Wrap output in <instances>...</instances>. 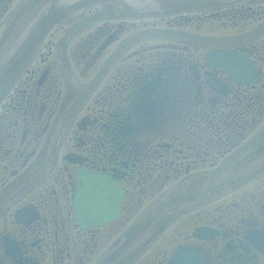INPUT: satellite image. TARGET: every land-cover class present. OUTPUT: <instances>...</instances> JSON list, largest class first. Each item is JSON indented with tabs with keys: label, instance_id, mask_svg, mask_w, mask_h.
Segmentation results:
<instances>
[{
	"label": "flooded vegetation",
	"instance_id": "1",
	"mask_svg": "<svg viewBox=\"0 0 264 264\" xmlns=\"http://www.w3.org/2000/svg\"><path fill=\"white\" fill-rule=\"evenodd\" d=\"M22 1L0 0V21L14 9L15 4ZM35 1L29 0L22 8L27 4L32 7ZM38 1L42 3V10L58 0ZM251 2L207 14L142 18L135 14L146 7L147 0H127V4L123 0L124 4L93 5L82 14L55 26L23 82L17 85L0 107V111L4 109L0 112V201L32 177L40 168L41 161L46 159L44 150L49 135L45 136V142L42 143L47 129L46 125L42 126V115L51 116L52 109L56 113V107L61 106V96H57L61 94L62 80L64 83L66 79L68 90L74 91L73 83L69 80L73 74L68 67L61 75L60 68L65 67L61 62L45 60L42 62L44 65H41L42 56H50L57 44L62 43L63 55L66 57L62 62L64 64H68V60L74 64L75 54L85 48L82 58H88L89 61L84 63L79 73L76 70V77L78 80L84 73L90 81L128 32L135 28L133 19L167 21L165 25L157 26L155 23L142 30L181 29L192 32L181 25L190 27L191 22L197 20L196 25L200 27L201 21L207 23L211 18L226 15L244 19L245 23L238 33L230 34L241 35L264 22V1L258 4ZM30 9L17 21L10 34L16 35L19 27H23L39 12ZM116 11L124 13L126 18L118 20ZM105 17L107 20L103 21ZM170 18H174L178 27L172 24ZM10 34L7 32L2 39L6 40ZM153 39L168 43L176 38H151L137 44ZM4 42L0 43L2 54L7 50ZM170 45L159 44L134 51L133 46L115 62L67 132L64 143L70 144L73 151L68 150L71 151L68 158L65 154L62 157L60 176L55 168H51L48 175L52 177L48 182L44 183L47 175L1 214L0 264H91L105 245H111L133 224V217H138L137 220L146 218L154 214L156 209L157 212L163 211L165 217L157 220L131 250L114 264H134L139 258L133 260L132 252L136 254L141 246L145 252L144 248L154 246L153 239L156 242L167 230L171 232L168 241L174 247L164 254L161 248H157L160 250L157 256L154 253L149 255L150 264H169L174 250L179 246L201 253L208 264H264L263 252L254 246L264 247V189L255 194L245 191V197H239L237 203L231 202L229 205L225 199L214 209H206L220 188L225 189L218 184L222 175L206 194L207 204L194 211L178 214L180 208L205 196L209 184H205L206 179L201 180V172L204 171L189 174L190 170L208 168L210 171L207 174H213V177L219 169V155H226L227 150L238 147L242 141L238 142V134L233 130L239 129L244 139L249 131L254 129L255 132L258 128L255 116L263 115L264 106L262 110L258 107L257 112L255 102L262 97L264 67L263 62H259L257 52L264 45V35L252 44L239 46V49L249 54L261 74L259 83L244 87L231 84L219 71H210L205 67L201 55L192 72L181 67L175 57L167 54ZM150 49L155 53L146 55ZM175 49L182 50L180 46ZM209 50L204 48V54ZM133 55L139 56L137 62L133 61ZM180 57L178 55V59ZM94 72V76H90ZM209 74L219 76L228 91L212 90L207 84ZM147 87L150 88L147 90ZM236 92L245 97L246 106L241 105V98L233 96ZM48 106L52 108L49 111ZM5 111L7 116H2ZM189 116L187 123L185 117ZM198 118L204 120L203 130L201 124L195 123ZM200 132H204V140H199ZM75 135L80 140L78 137L73 138ZM197 135V140L187 139ZM73 142L77 143L75 149ZM260 148H264V145ZM32 161L33 169H29ZM79 168L108 176L123 192L121 213L115 220L103 225L80 224L75 207V194L81 186L75 176ZM65 171L66 174H62ZM179 176H185V179L173 187L175 196L171 200L156 209H141L144 201L153 197L155 189L170 180H179ZM181 184L183 186L178 187ZM162 254L164 257H158Z\"/></svg>",
	"mask_w": 264,
	"mask_h": 264
},
{
	"label": "rangeland",
	"instance_id": "2",
	"mask_svg": "<svg viewBox=\"0 0 264 264\" xmlns=\"http://www.w3.org/2000/svg\"><path fill=\"white\" fill-rule=\"evenodd\" d=\"M28 1L29 0H24L18 5L15 4L14 9L12 11H10L9 14L7 16H5L4 19H2L0 21V43L4 42L5 39H2V38L4 37V35H6L7 32H8V35L10 34L11 25L12 24H16V19H17V16H18V12L17 11H19L23 7V5L26 4ZM41 4H42L41 2L36 0L35 3H33V5H32L30 10L37 9L36 12L39 11V9L41 8ZM116 14H117V16L119 18L118 20H123L124 18H126L124 13L120 14L119 12L116 11ZM106 18L107 17H105V19H103V21L107 20ZM138 19H140V18L133 19V23H135L134 24L135 28L132 31L130 30L128 32V34L125 36L126 38L128 36L132 35L136 31L138 32V31H140L142 29H145V27H147V26L151 27L155 23H156L157 26H160V25H165L166 22H167V21L166 22H160V21H156V20L139 21ZM173 19L174 18H170V20H173ZM196 22H197V20H193L191 22L192 24H191L190 27L186 26V25H181V27L183 29L192 31V33L200 34V35H206V36H212V35L228 36V35L233 34L235 32L238 33V29L240 27H242L244 25V23H245L243 18L236 19V18H232L231 16H226V15L218 16L216 18H211L210 20L207 21V23L205 21H201V22H199L200 27H197V25H196L197 23ZM222 23H226V24H222ZM172 24H174V26L178 27L175 24L174 20H173ZM14 36H16V35L15 34L14 35L10 34V36L5 40L4 44L6 45V49L7 50H8V43H9V41L14 40ZM57 38H58V36H57ZM56 40L57 39L55 38V41ZM159 44L160 45H162V44L163 45L164 44L165 45L171 44L170 47L167 50V54L169 56H171V57L172 56L175 57L174 55L177 54V55L181 56L182 58H185V62L186 63H184V65H186L185 67L191 72H192V69L194 68L193 66H195L197 61H198V57L200 55L202 57L203 50H204V49L201 50V49H199L197 47L196 48H192V47L189 48L185 43L183 44V43H179V42H175V41L174 42L170 41V42L167 43V42H164V41H161V40L158 41L156 39L148 40V41H146L144 43L142 42L140 44H137L133 48L132 47L131 48L134 51V50H140L141 47H147V46L154 47V46L159 45ZM260 44H263V43L261 42ZM175 45L176 46H180L182 48V50L175 49L176 48ZM258 45H259V43H258ZM255 46H257V43L255 44ZM185 47L189 48L190 51H188ZM164 50L165 49H162V51H164ZM52 51L53 52L50 54V56H47V55L46 56H42L41 65H44L42 62L45 61V60H46L45 62H49V61L50 62L53 61L54 63L61 62L60 64L62 66H65L64 68H60L61 75H63L64 69H66L68 67L70 69L71 73L73 74V76L70 77L69 80H71L72 83H73V90L74 91H69L68 90L69 86L67 84L68 82H66V79H64V83L65 84L63 83V80H62V87H61L62 89L60 90L61 94L59 96H57V97L61 96V99L59 100V102L62 103L61 106L58 105L56 107L57 108L56 113L54 112V109L49 108V106H48L47 110L49 111L50 109H52V111H51L52 115L51 116H47V115H45V113H43V115H42V122H43L42 126L44 127L46 125V128H47L46 129V133L42 137V140H43L42 143L45 142V139H46L45 136L50 134V130H51L54 122L58 118V115H60L62 113V109H63L62 105L64 106L66 103H68L72 99L74 94L76 93L77 89L80 86H83L84 84H86L89 81L88 76L86 74H84V73H82L81 77H78L79 78L78 80H77V77H76V70H77V72L81 71L82 70V66L84 65V63L86 61H89L88 58L87 59L82 58L83 57L82 54H84L85 48L81 49L80 51H78L75 54V62H74L75 65L72 64V62L69 61L68 58H67L68 64L62 63L64 60H66V57H64V55H63V48H62V43L61 42L59 44H57V47L53 48ZM152 52L155 53L154 51H152L150 49L149 51H146V55L150 56V54ZM5 53L2 54L0 52V60L2 59V55L4 56ZM257 53H258V56H259L258 59L260 58L259 62H263L262 64H263V67H264V45L259 47V50H258ZM137 59H139V56H134L133 57V61L137 62ZM193 64H195V65H193ZM74 66L76 67V69H75ZM37 67H38V65H37ZM95 73L96 72H94L90 76H94ZM62 78L63 77L61 76V79ZM22 80H24V78ZM59 86H61V83H60ZM65 86H67V87H65ZM41 89H44V88H41ZM262 90H263L262 97H259L260 101H258V102L256 101L255 102L256 105H257L255 110L257 112H259L258 107H259V109L262 110L263 106H264V88H262ZM71 93H72V95H71ZM257 94H259V92ZM53 95H55V94H53ZM53 95H52V98H55V96H53ZM231 95L232 94H230V96ZM233 96L235 98H241L243 100L241 105L242 104L244 106L247 105L246 104V99H245V97L242 94H239V93L236 92ZM40 98H42V96H40ZM42 103L44 104V106H46L45 102H42ZM92 103H95V102L92 100ZM48 104H50V103H48ZM207 110H209V109L207 108ZM2 111H4V109ZM2 111H0V112H2ZM244 112H245V110H244ZM1 115L2 116H7V112L5 111L4 114L2 113ZM185 118L188 119L187 123H189L190 116L189 117H185ZM255 119L257 121L256 127H258V128L256 129L255 132H254V129H253V131H249L248 135L244 139L242 138V133L239 131V129L238 130H235V129L233 130V132L238 134V142H240L242 140L240 142V145L245 140H247L250 136H252L254 133H256L259 129H261L264 126V113H263V115H261V114L256 115ZM192 120L194 122L195 118H193ZM195 123H197L198 125L201 124V130H203V127H202V126H204V120L203 119L198 118V121L196 120ZM73 128H74V131H75L76 130V126H74ZM73 128H72V130H73ZM78 135H80V132H78ZM193 135H196V134H193ZM81 136L82 135H80V137ZM75 137H78V139L80 140L79 136L75 135L73 138H75ZM83 137H84V135H83ZM204 137H205L204 132L203 133L200 132L199 140H204L205 139ZM197 138H198V135L197 136L187 137V139H195V140H197ZM63 144H64V146L62 145L61 150L59 151L60 153L59 152L57 153L56 160H54V163H53V166H52V168H55L56 172L59 173V176H60V173H61L60 170L63 168V165L61 164L62 157L65 154V155H67V158H68V156L70 155L69 153L71 151H73V149H72L70 144H67V143L66 144L63 143ZM80 144H82V143L80 142ZM72 145H73L74 149L77 148L76 147L77 143L73 142ZM262 145H264V142H263ZM197 146H204V144H197ZM260 146H261V144L256 146V147H254L252 152H250L247 156H245V158L243 160H241V162H238L235 166H233L227 172V174L225 173L224 176L220 178V180L218 181V184L220 186L225 187V189L227 191L224 188H220V192L217 193L215 196H213L214 198H212V200L210 201V204L206 207V209H214L218 203L223 202L225 199H226L225 202H227L229 205L231 204V202L237 203L236 201L239 200L238 199L239 197H245V196H243L245 191H249V192L255 194L257 192H260L261 189H264V148H260ZM236 148H237V146L235 148H233V149L227 150L226 151V155L223 154L222 157H221V155H219V158H220V162L218 164L219 167H220V165L224 164L227 161L229 156L235 151L234 149H236ZM68 150H71V151H68ZM209 159H211V158L209 157ZM33 162L34 161H32L30 165L28 164L29 165V167H28L29 169H33V165H34ZM43 163H44V160L41 161L40 168L43 165ZM202 169H205V168L204 167H199V168L193 169L192 171L190 170L189 174L193 173V172H197V171H204V172H201V175H202L201 180L203 181V180L206 179L205 184H208L210 182L213 174H210V175L207 174L210 171V169H208V168H206L205 170H202ZM62 174H66V171L64 173H62ZM52 175H53V173H52ZM187 175L188 174H185V176H187ZM51 177L52 176L49 177V175H48L46 177V179L44 180V183L48 182L49 178H51ZM184 177L182 178V176H179L177 178L179 180H170L168 183L164 184L160 188L155 189L154 190L155 193L153 194V197L145 200L144 203H143V207L141 209H146V210H148V209L149 210L156 209V207L159 206L160 204H164L165 202H168V200H171L175 196V195H173V194H175V191L173 190V187H175L180 180L185 179ZM181 186H183V184L179 185L178 187H181ZM229 193H230V195L228 196ZM247 199H250V198L247 197ZM178 200L179 199H174L173 201H178ZM234 203H232V204H234ZM205 204H207V203H205ZM204 205L202 204L201 206H204ZM198 208H196V209H198ZM158 210H160V209H158ZM230 210H231V208H230ZM192 211H194V210H192ZM154 212L156 213L157 209ZM137 219H138V217H133L132 218V222L134 223ZM167 231H165L164 234H161L157 238L156 242L153 239V243L152 244L154 246L145 247L144 248L146 250L145 252L142 249V246L139 248L140 252L137 251L136 254H135V252H132L133 253V260L134 259H138V258L140 259V260L138 259L134 264H150L149 255H152V253H154L157 256V253L160 251L157 248H161L162 251H163V254H164L165 251H169V252L172 251V248L174 247V245L173 244L171 245V243H169L168 238H167V237H169V235H171V232L168 233ZM122 233H121V235H122ZM145 237H147V236H144L143 238H145ZM117 238H115L114 241H116ZM108 242H111V240L108 241ZM112 243H111V245H112ZM109 247H111L110 244H109V246L105 245L103 250L100 251V255H97V256H95L92 259L91 264L96 263L104 255V253L108 251ZM142 251L144 253H142ZM163 254L159 255L158 257H160V256L164 257Z\"/></svg>",
	"mask_w": 264,
	"mask_h": 264
},
{
	"label": "water",
	"instance_id": "3",
	"mask_svg": "<svg viewBox=\"0 0 264 264\" xmlns=\"http://www.w3.org/2000/svg\"><path fill=\"white\" fill-rule=\"evenodd\" d=\"M98 1L103 0H62L58 4H53L52 6H50L42 15L38 16L26 28V30L17 40L15 46L10 50V52L0 63V104L32 65L39 51L41 50L44 39L46 38L52 27L56 23L76 15L78 12L85 10L89 5L97 3ZM242 1L245 0H156V3L159 6L160 13L171 14L173 12H189L196 10L209 11L217 8L232 6ZM159 12H155L154 14H160ZM263 32L264 26H261L259 30L255 32V35H259ZM154 34L155 36H163L168 33L157 31L152 33V35ZM172 35L177 34L172 33ZM148 36L151 35L148 34ZM251 38L252 37H248L247 40H250ZM138 40L139 39H135L134 37L124 42V44L114 54V56L108 60L97 77L75 96L73 102L61 116V120L58 121V136L56 139V144L52 145V152L56 150L59 144L58 142L60 137H62L64 132L68 129L76 113L80 110L89 95L99 84L103 76L106 74L108 68L113 64L118 56H120L124 52L126 48H128L129 46H131V44L137 42ZM239 42L243 41L230 40L221 42L220 44L232 45ZM207 43L209 42L207 41ZM208 60L212 64H217L224 67L236 81L247 79H251L254 81L258 76L255 68L251 65V62L248 61L247 57L238 52H216L212 56H209ZM56 121L54 122V124L56 123ZM52 128L50 130V136L52 133ZM263 137L264 131L261 133L260 138L256 139L252 143H249L243 148L242 151L234 155V157L217 172V174L213 178L212 183L220 174H222L231 166L236 158H238L243 152L250 149V147H252L259 139ZM245 142L246 140L241 145H243ZM82 176L84 175L82 174ZM100 177L101 176L94 175H89L88 178L80 177L81 181L83 182V188L81 189V192L76 199V205L78 206L81 213V215L79 213L78 216L81 220L88 221L91 224H101L105 221H108L109 219L113 218L119 210V207L117 206L120 199L119 197H121V193H119L118 190L115 191L116 195H113L111 192L108 193V190L110 189V186H112V184L108 180L107 181L109 183L101 180ZM28 185H30V183H28ZM19 193L20 191L17 194ZM115 196L118 197L117 200L113 199L115 198ZM13 200L14 196L9 199V202H12ZM115 203L117 204L113 205ZM112 205L114 208L112 207ZM110 207L113 209L111 213H107L104 215V213L101 212L102 215H98L97 212H99V210H102L103 208L108 209ZM87 210H89V212L86 213ZM95 210L97 212H95ZM157 217L158 215L135 224L122 236V238L117 243L113 245L112 250L97 264H110L114 260H116ZM180 254L181 253L178 254V257ZM187 255L189 257L195 256L191 253Z\"/></svg>",
	"mask_w": 264,
	"mask_h": 264
}]
</instances>
